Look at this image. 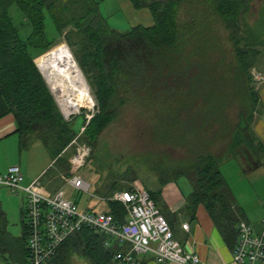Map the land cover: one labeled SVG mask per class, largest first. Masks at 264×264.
Returning <instances> with one entry per match:
<instances>
[{"label": "trees", "instance_id": "16d2710c", "mask_svg": "<svg viewBox=\"0 0 264 264\" xmlns=\"http://www.w3.org/2000/svg\"><path fill=\"white\" fill-rule=\"evenodd\" d=\"M130 1L136 10L149 9L153 26L118 32L108 25L99 0H0V119L13 115L21 143L34 138L49 147L55 162H66L62 153L78 130L64 119L31 50L46 51L53 44L45 31L46 15L59 36L72 27L75 30L64 35L66 41L70 47H79L75 52L79 65L86 74L92 73L96 86L98 109L86 126L87 136L92 139L105 131L128 103L158 106L167 113V122L178 119L172 124L191 126L194 143L178 145L190 157L159 164L158 183L163 186L186 178L192 191L185 209L194 215L202 205L232 247L244 214L230 199L232 193L219 166L225 158L242 156L252 167L264 159V144L249 136L248 127L233 129L230 122L221 130L216 126L220 113L238 105L247 123L253 117L258 96L251 71L264 49V0ZM12 8L20 13L17 22ZM226 55L233 62H226ZM220 131L228 137L217 156L207 141L202 146L199 139L207 140L210 133ZM167 138L159 141L171 143ZM115 186L105 197L116 192ZM148 192L158 207L160 192ZM107 204L108 212L123 221L124 206ZM24 216L23 234L14 238L7 235L0 211V258L11 260L10 264H29ZM104 241L84 228L68 238L46 264H72L74 257L90 264H118L114 256L120 246L113 243L105 248Z\"/></svg>", "mask_w": 264, "mask_h": 264}, {"label": "rangeland", "instance_id": "374dc122", "mask_svg": "<svg viewBox=\"0 0 264 264\" xmlns=\"http://www.w3.org/2000/svg\"><path fill=\"white\" fill-rule=\"evenodd\" d=\"M99 1H101V13L107 17L108 25L111 28L121 33H125L132 28L125 14L118 11L119 4L115 0ZM11 14L17 22L20 13L16 8H12ZM45 26L48 40L53 41V44L46 51L31 50L39 72L44 76L40 68L50 59L68 51L73 56L90 95L89 107H82L79 111L70 115L65 114L58 103L55 93L47 83L45 76L43 77L45 83L53 93L64 119L70 122L71 126L74 125V128L78 130L77 136L62 153L66 162L59 161L61 162L59 163L54 160L50 166L49 164L51 162H47L49 167L46 171L52 169V172H56L59 177L56 186H54V190L63 188L66 197L78 202L80 210H85L91 206L92 208L89 209L104 211L106 210L107 203L101 202L99 198L105 197L106 193H111L112 186L115 183L116 191L120 190V187L131 188L134 184L140 185L139 181L145 188H151L158 181L157 167L159 164H166L170 161L179 163V161L190 157L189 153L185 149L179 148L178 145H188V142L190 144L194 143L193 138H191L192 136L189 134L192 127L188 126V124H183L184 122L173 125V122H180L178 119L176 121L168 120L167 122L165 118L167 113L164 110L161 111L158 106L154 105L137 106L134 103L126 104L119 110L116 120L105 131L95 138H89L87 136L86 126L98 109V102L95 96L96 86L92 73L89 75L86 74L79 65L75 54L76 51L79 52V47L77 45L70 47L64 36L75 29L68 27L65 29L63 35L59 36L55 32L54 23L49 15H46ZM74 40L76 41V38ZM222 45L223 43L220 44V46ZM225 61L233 62L232 56L226 55ZM255 67L258 68L255 71L252 70L254 74L251 71L253 79V83L251 84H253L254 89L257 82H255L253 75L257 72L264 75L259 66L256 65ZM240 109V105H238L236 109H225L223 114L220 113L219 126H216V130H221V127L225 128L227 122H230L229 124L232 126L230 127L233 129L237 126L240 128L242 121H245L246 117L245 114L241 113ZM245 124L248 127L249 136L254 137L252 123L245 121ZM221 134H223V131L216 132V134L210 133L207 140L202 138L201 141L198 139L202 146L204 144L206 145L205 141H207L206 146L213 150L212 152L217 156H220L222 154L220 147L227 144L225 138L228 137L226 133L223 134V137H219ZM167 135H170V137L167 138ZM161 137L163 139L167 138V141H171V143L160 142L159 139ZM36 142L38 144L31 147L27 140L26 146L20 150L18 148L17 153L13 155L12 159L22 161L24 165H30L36 168H39L42 163H45L49 159L53 161V154L49 147L41 142ZM83 145L88 146L91 151L85 166L79 171V175L91 184V194H93V197L87 194H81L66 185L67 180L70 178V158L75 153L77 146ZM207 147L204 148L208 149ZM219 167L224 180L230 187L232 193L230 199H234L233 201L236 205L243 210L244 217L247 219L246 222L255 230H260L264 217V169H256L248 173L246 171L248 169L247 163L242 156L238 158H225L221 161ZM131 178H134V180L131 181ZM179 180L183 182L187 181L186 178H180ZM22 195L21 193L16 195L6 188H0V211L6 219L5 231L7 235L15 238L22 235L21 210L23 207L22 200L24 199ZM0 264L6 263L3 262ZM72 264L90 263L86 259L74 257Z\"/></svg>", "mask_w": 264, "mask_h": 264}, {"label": "built area", "instance_id": "2783aa9c", "mask_svg": "<svg viewBox=\"0 0 264 264\" xmlns=\"http://www.w3.org/2000/svg\"><path fill=\"white\" fill-rule=\"evenodd\" d=\"M253 78L255 82H264V75L258 72ZM90 151L86 145L77 146L70 158L71 171L67 185L93 197L91 184L79 175ZM42 175L24 185V175L19 166H12L6 173L0 174V188L26 196L24 218L28 232L29 264H46L68 238L79 234L84 228L104 237L105 248L112 243L124 248L114 256L118 264H138L137 257L147 254L153 255L161 264H203L200 256L186 251L175 238L170 224L148 190L141 185L134 184L129 190L99 198L104 203L118 202L124 206L126 214L120 222L108 211L80 210L78 203L66 197L63 189L50 194L43 186ZM182 228L189 230L188 224ZM236 230L233 263L264 264V217L259 231L244 220L237 224Z\"/></svg>", "mask_w": 264, "mask_h": 264}, {"label": "crops", "instance_id": "0c3cea01", "mask_svg": "<svg viewBox=\"0 0 264 264\" xmlns=\"http://www.w3.org/2000/svg\"><path fill=\"white\" fill-rule=\"evenodd\" d=\"M115 1L119 4L118 11L122 14H125V16L129 19L132 27L138 25L143 27L153 26L154 22L149 9L144 8L141 10H136L130 0ZM256 65L259 66V68H261V72L264 73V49L259 55L255 66ZM255 66L253 69L257 70L258 67ZM255 85V91L257 92L258 101L250 122L252 123V131L256 136H254L256 142L264 144V82H257V84ZM36 141V139L32 138L28 140V143L32 147L38 144ZM25 144V142L21 143L20 137L18 136V134H16V124L13 115H7L1 118L0 174L6 173L12 166H19L24 175L23 183L24 185H28L32 181L37 179L40 175H42L52 164V162H54V160L50 161L49 159L45 163H42L39 168H36L31 167L30 165H24L22 161H16L12 159L13 155L17 153V149H22L24 146H26ZM47 162H51L49 166ZM247 168L248 169H246V171L248 173L256 169H264V160H259L255 162L252 167L248 166ZM52 171V169H49L45 172V174L41 176L43 186L45 190L50 194H54L60 189H63L60 188L58 190H54V186H56L59 177L56 172ZM181 183L183 184L181 185ZM139 184L141 185L142 183L139 181ZM142 187L148 191L153 192L154 194L160 192L159 195H156L158 208L170 224L175 238L185 247L186 251L200 256L203 264H234L232 255L236 246V242L232 247H230L224 241V238L222 237L220 231L217 229L208 212L202 205L197 208L194 215H191L190 212L185 209L187 196L192 191V186L188 180L186 182H183L182 180L170 181L163 186H160L157 181V183L151 188H145L143 184ZM22 196L24 197V199L22 200L23 207L21 210L23 234V213L25 212L26 198L25 194H23ZM89 208L92 207L89 206L85 210H90ZM108 210L109 206L107 204L106 210L104 211ZM243 220L246 221V217H244ZM184 224H188V231L183 230L182 226ZM120 248L121 250L124 249L121 246ZM10 261L0 258V263L5 262L6 264H10ZM137 261L138 264H161L158 263L155 260L154 256L151 254L138 256Z\"/></svg>", "mask_w": 264, "mask_h": 264}, {"label": "bare ground", "instance_id": "6f19581e", "mask_svg": "<svg viewBox=\"0 0 264 264\" xmlns=\"http://www.w3.org/2000/svg\"><path fill=\"white\" fill-rule=\"evenodd\" d=\"M65 114L89 107L90 95L83 76L70 52L50 59L40 68Z\"/></svg>", "mask_w": 264, "mask_h": 264}, {"label": "water", "instance_id": "95a60500", "mask_svg": "<svg viewBox=\"0 0 264 264\" xmlns=\"http://www.w3.org/2000/svg\"><path fill=\"white\" fill-rule=\"evenodd\" d=\"M43 77H44V76H43ZM241 127H242V128H245V127H247V125H246L245 123H242Z\"/></svg>", "mask_w": 264, "mask_h": 264}]
</instances>
